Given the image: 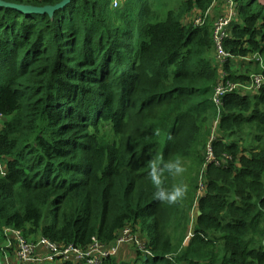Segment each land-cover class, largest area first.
Masks as SVG:
<instances>
[{"label":"trees","instance_id":"1","mask_svg":"<svg viewBox=\"0 0 264 264\" xmlns=\"http://www.w3.org/2000/svg\"><path fill=\"white\" fill-rule=\"evenodd\" d=\"M214 1L181 0L160 20L155 0L0 5V232L85 249L128 228L145 239L141 264H264V6L232 0L217 60L212 22L183 23ZM255 75L259 88L214 104L220 82ZM192 155L205 190L183 244L188 214L167 192Z\"/></svg>","mask_w":264,"mask_h":264},{"label":"built area","instance_id":"2","mask_svg":"<svg viewBox=\"0 0 264 264\" xmlns=\"http://www.w3.org/2000/svg\"><path fill=\"white\" fill-rule=\"evenodd\" d=\"M114 5H117V0H113ZM227 10L226 13L219 17L217 22L213 26V40L214 44L217 48V59L223 60L228 56L221 47V43L223 38L226 36V27L231 22L232 18L235 16V5L232 0H227ZM208 11V10H207ZM198 12L195 10V16L191 19V22L194 25H202L207 16L206 12ZM262 83V78L259 75L253 76V81L251 86L248 88H259ZM238 84L232 83L230 81L220 82L214 89V94L212 100L216 106L221 105V99L227 93L232 92L233 90L237 89ZM214 130L212 129L211 138H215ZM207 158L206 162H214L215 164H219V161L216 160L214 157L213 151L211 147L208 145L207 147ZM228 157L227 155H225ZM2 172V171H1ZM7 234L13 236L16 240V248L15 254L18 260L17 264H30L35 262H63V261H71L73 263L78 264H103L105 258H109L110 256H114L117 252L119 244L124 243L128 240L127 237H130V230L128 228L123 229L122 237H118L114 243L105 246L104 244L100 243L97 240L92 241L89 246L85 249H81L79 247H75L71 244H57L53 243L46 238H41L38 241L26 242L22 234L19 230H12L11 232L8 229H5ZM132 235V234H131ZM39 247H43L46 250V253L40 255L37 252ZM142 250L149 254L148 251L143 249Z\"/></svg>","mask_w":264,"mask_h":264},{"label":"rangeland","instance_id":"3","mask_svg":"<svg viewBox=\"0 0 264 264\" xmlns=\"http://www.w3.org/2000/svg\"><path fill=\"white\" fill-rule=\"evenodd\" d=\"M126 0H117V5H114V1L112 0V7L113 8H117L119 6H122L124 4ZM181 0H155V19H163L165 17L166 11L170 10V9H175ZM228 7L227 5V0H215L213 5L208 9V11L206 12L207 16L206 18H208L213 26L214 24L217 22V20L219 19L220 16H222L224 13H222V11H224L226 8ZM195 10L191 11L189 14H187L184 18H183V23L187 24L191 22V19L194 18L195 16ZM215 47V52H214V57L217 59V48L216 45L214 44ZM215 60V59H214ZM219 60V59H217ZM238 59L234 60V65L238 66ZM243 70V68H242ZM247 87H249V85H243L240 84L237 86V89L243 88L247 90ZM5 118L3 116H0V126L2 124V121H4ZM211 128V133H212V126L210 125ZM211 136V135H210ZM211 137L208 138V140H210ZM207 149V147H206ZM204 153V161H206L207 158V150L203 151ZM195 158L194 155H192L189 159H185L182 164H179L176 168L175 171V175L174 178L172 180V192H167V198L168 199H172L175 200L176 202H183V208L186 211V213L188 214V220H187V225H186V236H185V241L183 244L187 243V240H189V237L191 236L190 231L192 228V221H194L195 218V206L193 207L191 205L193 198L194 201L196 199V197L199 194L204 193L205 190V185L203 183V177H202V171L201 168L197 171L196 167H195V163L196 161H193ZM3 171V166L2 163H0V172ZM193 179L196 181L197 183V189H196V184L193 181ZM170 180V179H169ZM169 182V181H168ZM192 189V194L190 196V200H189V191ZM195 196V197H194ZM193 201V203H194ZM188 211V212H187ZM185 229V223L183 222L182 225L180 226V228L177 230V232L180 230V233L182 231H184ZM122 234V232L120 233V235ZM130 234V232H129ZM119 235V236H120ZM4 236V238H3ZM123 234L120 236L122 237ZM6 237V238H5ZM9 237V239L7 238ZM128 240H126L123 244H130L129 246H127V249L129 250V252H127V255L120 261V264H129L131 263V260L128 259V257L135 252V250H139L142 248V246L144 245V237H142L141 235L137 234H130V237H127ZM176 239V238H173ZM175 242V240H173ZM12 248V249H10ZM16 248V245H14L11 240H10V235L7 234L6 232L3 231L0 232V251L5 252L6 258H4L6 261L11 262L10 260V256L14 255V249ZM135 249V250H134ZM9 252H7V251ZM10 254V256H9ZM8 263V262H7ZM9 264V263H8Z\"/></svg>","mask_w":264,"mask_h":264},{"label":"crops","instance_id":"4","mask_svg":"<svg viewBox=\"0 0 264 264\" xmlns=\"http://www.w3.org/2000/svg\"><path fill=\"white\" fill-rule=\"evenodd\" d=\"M226 10H227V8L223 11L224 14L226 13ZM129 245L130 244H128V243L119 244L116 254L114 256H112L115 259V264H120V261L127 255V252H129V250L127 249V246H129ZM10 249H12V248H10ZM5 251H7V250H5ZM7 252H9V251H7ZM44 252H46V251L43 248H41L37 253L42 255V254H44ZM14 253H15V249H14ZM136 255H137V250H135V252H133L128 257V259L131 260V263H129V264H141L139 261H137ZM9 256H10V254H9ZM4 258H6V260H7L5 252L2 253V251H0V264H8V263L9 264H17L18 263L16 254L10 256L11 262L6 261ZM56 263H58V261H55V262L42 261V262H35L33 264H56Z\"/></svg>","mask_w":264,"mask_h":264},{"label":"water","instance_id":"5","mask_svg":"<svg viewBox=\"0 0 264 264\" xmlns=\"http://www.w3.org/2000/svg\"><path fill=\"white\" fill-rule=\"evenodd\" d=\"M70 0H61L59 3L55 5H45V6H31V5H24V4H15L12 2H5L0 0V5L10 7L22 12H35V13H47L51 14L53 11H55L58 8H62L65 5L68 4ZM259 4L264 6V0H256Z\"/></svg>","mask_w":264,"mask_h":264}]
</instances>
